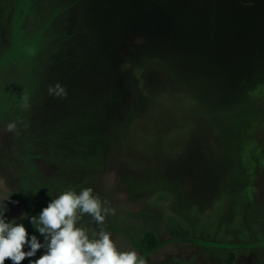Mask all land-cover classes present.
Returning a JSON list of instances; mask_svg holds the SVG:
<instances>
[{
	"label": "rangeland",
	"instance_id": "374dc122",
	"mask_svg": "<svg viewBox=\"0 0 264 264\" xmlns=\"http://www.w3.org/2000/svg\"><path fill=\"white\" fill-rule=\"evenodd\" d=\"M69 187L146 264H264V0H0L5 215Z\"/></svg>",
	"mask_w": 264,
	"mask_h": 264
},
{
	"label": "clouds",
	"instance_id": "9594fccd",
	"mask_svg": "<svg viewBox=\"0 0 264 264\" xmlns=\"http://www.w3.org/2000/svg\"><path fill=\"white\" fill-rule=\"evenodd\" d=\"M48 92L57 97L67 95L59 83L49 86ZM13 127L9 125L10 129ZM47 195L51 199L38 214L23 213L11 221L5 215L9 198H0V264H5L6 259L20 264L26 257L36 256L40 249L43 254L29 259L28 264H146L135 249L124 251L117 247L112 233L104 227L106 218L115 215L116 209L92 187L79 191L69 187L54 198L48 190ZM85 214L97 229L90 230L81 223ZM18 219L29 220L34 231L30 233Z\"/></svg>",
	"mask_w": 264,
	"mask_h": 264
},
{
	"label": "trees",
	"instance_id": "16d2710c",
	"mask_svg": "<svg viewBox=\"0 0 264 264\" xmlns=\"http://www.w3.org/2000/svg\"><path fill=\"white\" fill-rule=\"evenodd\" d=\"M152 239H154V241H155V238H153L152 235L147 234V236H146V238H145V240L143 242V245H145V247H147V248L153 247L154 246V244H153L154 242L152 241Z\"/></svg>",
	"mask_w": 264,
	"mask_h": 264
}]
</instances>
